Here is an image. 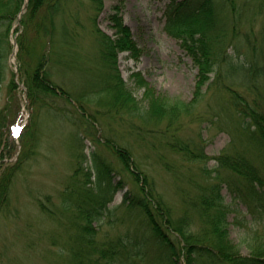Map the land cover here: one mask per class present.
<instances>
[{"label":"trees","instance_id":"trees-1","mask_svg":"<svg viewBox=\"0 0 264 264\" xmlns=\"http://www.w3.org/2000/svg\"><path fill=\"white\" fill-rule=\"evenodd\" d=\"M25 4L27 9L21 18L23 31L17 38L19 78L25 86L31 116L20 136L26 148L24 158L28 159L29 152L35 153L33 139L43 110L59 115V108L50 101L62 99L73 104L81 118L91 125H95L101 115L108 118L107 126L113 132L115 128L111 121L118 122L120 128L123 126L126 135L132 138L148 141L157 139L163 141L168 150L181 155L185 160L207 163L211 158L203 153L201 145L183 141L181 132L193 124H219L218 113H198L199 104L209 91L215 92L217 98L228 103L233 119H237V122L234 119V123L239 137L246 135L254 139L258 153L251 157L252 150L245 145L242 149L231 150L232 152L225 150L220 156L213 158L219 163L218 168L210 171L201 168V171L212 174L225 169L235 175L236 180L228 182L216 175V181L206 185L196 183V186H200L196 197L181 194L184 206L182 214L177 216L175 213L173 215L155 184L151 183V176L139 166L134 148L131 145L124 147L116 139L108 138L107 147L123 169L105 159L99 160L97 154L92 155L97 172L96 180H93L90 170L83 172L81 166L75 169L72 176L76 187L69 193L71 202L65 210L74 215L73 225L76 228L69 242L63 243L68 252L61 250L66 254L64 264H139L138 248L147 238L158 242L165 252L156 262L150 261L151 264H178L182 258L186 264H200L197 258L202 260V264H264V176L256 167L259 160L264 163V57L257 54L256 45L253 46L255 57L249 63L250 67L244 63L246 66L243 70L240 65L234 70V73L240 70L246 77L249 76L242 84H238L243 89L238 90L224 81L231 75L226 76L228 70L234 67L227 48L238 37V6L230 4L229 12L226 11L223 15V7L227 4L219 8L214 0L171 2L166 11L165 28L171 36L182 41L183 49L199 70L196 94L191 102L158 95L141 74L134 73L132 77L136 84L145 90L143 101L146 105L141 109V102L127 87L117 66L120 53L127 50L137 53L136 42L130 27L120 14L119 6H115L113 14L109 16L115 29L114 37L101 30L97 22L104 10V0H0V90L6 78L5 60L7 45H11L10 33ZM83 4L93 6L94 13L88 18L92 24L89 25V32L95 37L104 69L103 79L91 81L87 87L80 86V83L76 86L72 84V75H88L90 69L86 65H94L92 58L84 54L80 44V28H84L81 22ZM261 7L264 8L263 4ZM262 41L261 48L264 52V38ZM217 65L220 67L218 70ZM224 65L228 66L226 74L223 71ZM215 73L217 77L212 82V75ZM67 83L69 85L65 87L63 84ZM209 84L208 91L205 92ZM19 87L13 75L10 82L11 93L16 92ZM223 93L229 96L225 98ZM94 105L97 109L92 110ZM127 114L130 116L124 118ZM186 119H189L188 123L185 122ZM9 124L7 114L2 109L0 149L13 131L14 124ZM234 132L237 133L235 130ZM149 146L152 149L154 144L149 143ZM6 150L3 149L0 153V215L10 208L12 188L25 161L21 162L20 159L18 163L9 166L11 155ZM22 154L20 153V157ZM166 170L171 173L175 169L166 166ZM116 171H126L132 178L136 190L129 189L124 195L123 203L128 207L126 213L139 210L144 216L141 219L144 227H134L132 234L111 236L107 232L100 236L101 225L106 221L112 224V216L117 215L108 205L114 194L125 188L124 181L113 182ZM91 181H95L94 186H91ZM223 182L228 183L230 191L249 206L251 220L243 218L237 222L244 228L243 242L249 255L242 254L231 239L225 197L221 194ZM39 207L43 213H56L41 200ZM55 244L57 242L53 245Z\"/></svg>","mask_w":264,"mask_h":264},{"label":"rangeland","instance_id":"rangeland-1","mask_svg":"<svg viewBox=\"0 0 264 264\" xmlns=\"http://www.w3.org/2000/svg\"><path fill=\"white\" fill-rule=\"evenodd\" d=\"M172 1L104 0V10L98 17L97 23L101 30L114 37L115 29L109 16L113 14L114 7L119 6L120 14L132 31L138 49L137 53L129 50L120 53L117 58V66L127 87L141 102V109H144L146 105L143 101L145 90L136 84L135 78L132 77L134 73L141 74L149 82L150 88L156 90L155 93L158 95L191 102L196 94L199 70L183 49L182 41L171 36L165 28L166 11ZM214 2L219 5V8L223 4H227L226 7H223L225 10L222 12L223 15L226 11L229 12L232 3H235L239 8L237 12L240 19L237 24L238 37L227 48L234 67L226 74L228 66L224 65L223 71L226 76L231 74L224 81L234 85L233 87L238 90H242L243 88L238 84H242L249 76L246 77L240 70L234 73L236 66H242L240 69L243 70L246 66L244 63H246L250 67L249 63L255 57L254 45L258 47L257 54L259 56L262 54L261 58L264 57L261 48L264 38V8L261 5L263 4L264 7V0H214ZM24 12L25 10L22 9L21 13ZM93 13L91 4H83L81 22L84 28H80V44L83 48L82 51L86 56L92 58L94 65H86L88 70L90 69L88 75L81 74V77L72 75L74 80L72 84L75 86L80 83V86L87 87L91 81L98 82L104 77L102 74L104 69L102 61L99 59L95 37L89 32V27L92 24L89 23L88 18ZM20 17L22 18L18 15L10 33L11 45H7L8 54L5 60L6 78L0 90V111L4 109L10 121L9 125L14 124L15 126L13 125V131L7 142L2 144L0 153L3 149H7L6 153L9 152L8 154L11 155L9 166L18 163L20 159L21 162L25 161L22 164L23 170L17 175L12 188L10 208L6 213L0 215V264H64L63 258L68 252L63 243L69 242V238L74 234L73 231L76 228L73 225L74 215L71 211L65 210L71 202L69 193L76 187L72 176L75 169L81 166L83 172L90 170L93 180H96L97 172L93 154H97L99 160L104 161L105 159L118 168H122L112 151L107 147L108 138L116 139L117 143L124 147L131 145L134 148L139 166L151 176V183L155 184L164 202L170 206L173 215L175 213L177 216L182 214V206H184L181 194L186 193L190 197H196L195 194L200 187L196 186V183L197 185H206L213 180L216 181V175H219L221 180L228 182L236 180V176L225 169H221L220 173L212 174L201 171V168L208 171L218 168L219 163L213 158L220 156L225 150L232 152L235 149L244 148L245 145L252 150L251 157L258 155L254 139L246 135L239 137L234 123L237 119L234 118V121L228 103L217 98L215 92H207L209 84L205 88L207 93L199 104L198 113H218L220 115L217 120L219 124L208 122L193 124L181 132L183 141L201 145L203 153L211 158L207 163L200 160H185L181 155L168 150L163 141L132 138L126 135L123 126L120 128L118 122L115 121H111L115 128V132H113L107 126L108 118L101 115H99L98 122L91 125L81 118L80 113L73 108V104L62 99L50 101L56 108H59V115L53 114V111V113H48L45 109L43 110L37 123L35 139L32 138L35 153L29 152L28 159L24 158L26 148L19 138V132L29 124L31 116L27 106L25 87L20 85L22 84L18 72L20 61L18 55H14L16 48L14 42H17L18 36L23 31V27L18 22ZM231 22L234 23V21ZM16 51L18 54L19 45ZM219 68L217 65L216 69ZM13 75L20 87L12 94L10 82ZM216 77V73L212 75V82ZM63 85L66 87L69 84ZM223 96L227 98L229 95L223 93ZM94 109H97V106L94 105L92 110ZM125 116L130 115H124V118ZM212 116L214 117V115ZM188 121L189 119H186L185 122L188 123ZM234 130L237 132L236 134ZM231 132L234 133V136ZM149 143L154 144L152 149ZM20 153H23L21 157ZM166 166H171L175 170L170 173L166 170ZM256 167L261 170L264 176V163L259 160ZM113 177L114 183L124 181L125 188L115 193L112 202L108 205L111 211L117 215L112 216L114 219L112 224L106 221L101 225L100 236L107 232L111 236L132 234L134 227H144L142 221L144 216L139 210L132 211L134 213H126L128 207L123 203L125 193L129 189L136 190L132 178L126 171H116ZM190 177L195 179L191 180ZM94 182L91 181V186H94ZM221 194L225 197L224 203L228 211L231 239L242 254L249 255V250L243 242L244 228L237 223L243 218L251 220L249 206L230 191L226 182L222 183ZM40 200L56 213L54 215L43 213L39 207ZM54 242L57 244L53 245ZM62 249H65L66 252L62 253ZM138 253L140 254L139 264H151L150 261L156 262L165 252L158 242L147 238L138 248ZM196 260L202 264L200 258ZM178 264L186 263L182 258Z\"/></svg>","mask_w":264,"mask_h":264},{"label":"water","instance_id":"water-1","mask_svg":"<svg viewBox=\"0 0 264 264\" xmlns=\"http://www.w3.org/2000/svg\"><path fill=\"white\" fill-rule=\"evenodd\" d=\"M25 8H26V6H25ZM14 45H15V47H17V42H14Z\"/></svg>","mask_w":264,"mask_h":264}]
</instances>
